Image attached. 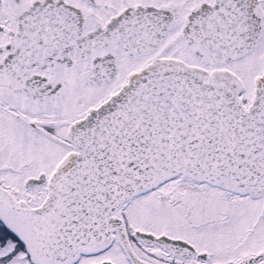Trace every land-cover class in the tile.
Instances as JSON below:
<instances>
[{"label":"snow or ice","instance_id":"obj_1","mask_svg":"<svg viewBox=\"0 0 264 264\" xmlns=\"http://www.w3.org/2000/svg\"><path fill=\"white\" fill-rule=\"evenodd\" d=\"M0 264H264V0H0Z\"/></svg>","mask_w":264,"mask_h":264}]
</instances>
